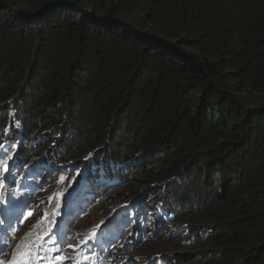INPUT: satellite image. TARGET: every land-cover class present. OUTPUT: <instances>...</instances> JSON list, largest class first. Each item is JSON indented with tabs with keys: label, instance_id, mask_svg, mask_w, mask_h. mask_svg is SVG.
I'll use <instances>...</instances> for the list:
<instances>
[{
	"label": "trees",
	"instance_id": "obj_1",
	"mask_svg": "<svg viewBox=\"0 0 264 264\" xmlns=\"http://www.w3.org/2000/svg\"><path fill=\"white\" fill-rule=\"evenodd\" d=\"M5 107L25 153L44 129L51 145L35 155L53 162L122 174L142 156L149 185L194 226L179 239L196 237L195 264H264V0H0Z\"/></svg>",
	"mask_w": 264,
	"mask_h": 264
},
{
	"label": "clouds",
	"instance_id": "obj_2",
	"mask_svg": "<svg viewBox=\"0 0 264 264\" xmlns=\"http://www.w3.org/2000/svg\"><path fill=\"white\" fill-rule=\"evenodd\" d=\"M10 125L11 124H9L8 126ZM8 126H6V128H9L8 130H10V133L1 136V138H4L2 141H0V147L2 148L3 152L10 154L11 151H9V148L8 146H6V144H12L15 147H18L17 143H25V139L24 135H21L19 132L17 133L18 137L16 139H13L12 130ZM15 140H17L16 144L14 143ZM19 153L20 157L18 158V164H23L25 163V161L27 162L30 158H33V164L31 166L30 164L26 166L29 169L30 167L35 168L38 166L44 172H39L40 170L35 168L34 171L32 170L31 172L34 174L41 173V175L34 177H28L29 175H26L23 180V186L29 193L33 195V199H29V203L31 208L34 210V214L31 219L27 220L21 227L19 233L14 238L13 244H11L10 246L11 248L7 250L5 258L10 257L12 259L13 253L17 248V246H14L16 241L22 239L24 235L31 230L32 226L35 225L36 221L42 216V214H44L45 212L53 213L52 211L48 210L47 207L55 206L58 212H61L63 208H66L70 205V201L74 200V195L78 190H80V188L86 194L94 195L93 191L97 182H100L105 186L107 184L112 188H119L125 185L127 181L126 171H122L123 173L121 174V168L116 167L114 163L108 161H105L104 163H94L93 160L84 159V161L88 160L86 165L92 168H90V172L86 173V171H84L80 177V180L78 181H76L77 177L75 176H68L67 178L63 177L64 179H61V182H57L58 188L54 192L49 193V191H47L49 187V182L47 181V179H50V177L47 176V171L44 167L51 166L54 163L52 159H50V156L49 158L45 159L43 157H30L28 156L29 154L25 153L23 150ZM78 163L82 164L81 162ZM63 165L64 164L61 163L59 164V166ZM99 169L103 171V175H97ZM100 193H102L101 190L97 189V193L96 195H94L92 202H88V204H85V207H81L82 205L80 204L83 203H79L76 201L77 204H79L78 209L82 210L81 213H85L86 211L87 212L83 217L77 219V221L71 226L70 230L64 227V224L62 223V230H64L65 232L69 231L64 235L65 238L63 239L62 243L64 250L61 255L66 257L64 264H77V262L78 264H115L116 259H118L120 256H124L126 252L132 250L138 245L145 244L156 238L160 229L157 225L158 222L168 224L169 222L176 220V213L169 209V207L167 206L168 204H170L168 202V200L170 199L169 197H167L165 199H161V201L166 205L167 210V216L164 219L158 217V215L162 214L164 206L161 205L156 210L155 204L152 202H148V207L153 210L149 214H146V205L141 201L132 208L128 209H122V204L109 206L111 208V214L107 218H104L103 220L96 218L94 220V224L91 226H79V224H81L80 222L83 219L91 215L93 209L97 207V204H100V199L97 204L93 203L94 200H98ZM52 196L56 203L52 201V203L49 204V198ZM138 198H140V195L136 196V199ZM145 198L148 199L146 195ZM89 205L91 206L89 207ZM66 211L68 212V214H71L70 208H68ZM38 212L39 217L35 219ZM28 222L31 223L30 226L27 225ZM52 223L45 224L46 231L49 229V227L52 226ZM100 225H104L103 228H100ZM149 229H152V231H149ZM94 230L95 232L97 231L96 233H98V239L103 243V245L98 249H95L92 243L89 242L85 245H80L79 242L86 240V238H89L90 234ZM77 231H80V235H76ZM150 232H152V237L149 236ZM69 245H78V247L75 251H73L69 248ZM122 264H126V261L123 260Z\"/></svg>",
	"mask_w": 264,
	"mask_h": 264
},
{
	"label": "rangeland",
	"instance_id": "obj_3",
	"mask_svg": "<svg viewBox=\"0 0 264 264\" xmlns=\"http://www.w3.org/2000/svg\"><path fill=\"white\" fill-rule=\"evenodd\" d=\"M25 84L26 83H24L23 85H25ZM31 86H33L32 92L37 90V87H39V88L41 87L39 84L35 85L34 83H30V81H29V85L27 87L30 88ZM37 91L39 92L40 90H37ZM35 105L32 107L34 112L39 110V107L35 106ZM26 108L24 107V111L25 112L29 111V112L23 114L24 117L27 116L26 119H28V120L31 119L30 123H36L37 124L39 122L38 116L35 117V115L32 114V110L30 111V109H28V111H27ZM73 111H74V109H72V111L70 112V116H72L71 113H73ZM0 114L2 117L3 116L8 117L7 121L5 122L6 126H8V124H11L9 120L13 121V119L15 118L13 111H10V109L6 108V107L1 110ZM1 121H3V120L0 119V122ZM102 127H104V123H99V128H102ZM126 128H127V126H126ZM8 129L9 128H6L2 132H0V136H4L5 134L10 133V130H8ZM71 129H74V127H72ZM71 129H70V131H71ZM50 134H52V133L51 132L47 133L44 131V129L37 131L36 134H34V136H32V137H34V139L37 138L33 144H35V143H38V144L33 148L32 151L28 152V154H29L28 156H30V157L34 156L36 158L43 157L45 159L49 158V156H50L49 153H47V155L41 154V156H40V154H36L37 155L36 156L35 153L39 152L41 149H45V150L49 149V147L51 145V142H49V137H50L49 135ZM132 134H133V132H132ZM122 135H124V137H121V139H119V140H122L121 141L122 143L128 142V138H129V135H131V133H128V131H126ZM125 136H126V138H125ZM60 139H62V138H60ZM32 140L33 139H31L29 141H32ZM25 141L26 140H24V142ZM52 144H54V143H52ZM26 145H27L26 142L25 143H22V142L17 143L18 147H15L12 144L11 145L6 144V146H8V148H9V151H11V153L7 156L8 161L12 162V161L18 160V158L20 157V153L17 152V148L22 149L23 146L25 147ZM71 146H72V144H71ZM62 149L63 148H58L57 150L61 151ZM1 150L2 149H0V154H1ZM72 150L73 149L66 150V152L64 153V156H67L69 154V152H71ZM32 159L33 158H30L25 163V165L30 164V166H31L33 164ZM136 159L137 160H133V162L135 164L130 169H128L127 167H125V165H123V167L126 171V178H127L125 185H123L119 188L118 187L112 188V187H109L107 184H106V186L102 185V183H100V182H97L95 184V189L93 191L94 195H96L97 189H100L102 193H100L98 200L96 199L93 201V203L97 204V202L100 199V204L99 205L97 204V207L95 209H93V212L96 209L100 210L103 205H106V207H109V206H113V205H117V204H122V209H128V208H132L137 203L142 201L146 205L145 206L146 214H149L150 212H152L153 209L148 207V202H152L155 204L156 210L159 208V206H161V205L164 206L163 207L164 210L162 211V214L158 215V217H160L161 219H164L167 216L166 205L161 201V199H165L168 196L164 195V192L160 189L159 184L155 185V186L149 185L150 182H152V180H150V179H148V177L144 176L143 172H140V170L142 169L141 165H142V163L145 162L143 160L144 158L142 156H138V158H136ZM87 161L88 160H86L85 163L80 164V163L73 160L67 164H64L63 166H59V164L61 162H54L51 166L44 167L47 171L46 172L47 176L50 177V179L49 178L47 179V181L49 182V187H48L47 191H49V193L54 192L58 188L57 182H61L64 179L63 177L67 178L68 176H73V177L75 176V177H77L76 181L80 180V177L84 171H86V173L90 172L91 167L86 165ZM148 166H149L148 164H145L144 168L147 169ZM33 175L38 176L39 174L35 173ZM40 175H41V173H40ZM97 175L98 176L103 175V171L99 169ZM122 184H124V183H122ZM80 190H81V188H80ZM127 190L139 192V194H137V195H140V198L136 199L137 195H135V197H131L132 194L128 193V192L126 193ZM145 195H146V197H148V199L145 198ZM0 198H1V194H0ZM168 202L171 204L170 200H168ZM90 206L91 205H89V207ZM177 212L178 211H176V215H177ZM38 217H39V212H38V214H36L35 219H37ZM91 217L93 219L98 218V216L94 217L93 213H92ZM180 220H183V219L181 218ZM187 221L188 222L185 223L186 221L178 222L175 220V221L169 222L168 224H163L162 222H158L157 225L160 228L159 232H158L156 238L151 240L150 245L145 246V244H142V245H138V246L134 247L132 250L126 252V254L124 256H120L118 259H116L115 264H122L123 260L126 261V264H143V263H140L141 258L144 260L143 261L144 264H148V263H152V264H195L196 260H197V251L199 249H201V248L196 249L197 247L193 245L194 241H196V237H193V239L191 241H188V242H186V241L183 242L182 240L179 239V237L181 236L182 239L187 240L189 237L188 236L189 230L192 231V227H194V226L189 225V223H190L189 220H187ZM149 231H152V229H149ZM149 236L152 237V232L149 233ZM154 252H156L155 255L152 254Z\"/></svg>",
	"mask_w": 264,
	"mask_h": 264
},
{
	"label": "snow or ice",
	"instance_id": "obj_4",
	"mask_svg": "<svg viewBox=\"0 0 264 264\" xmlns=\"http://www.w3.org/2000/svg\"><path fill=\"white\" fill-rule=\"evenodd\" d=\"M6 170L7 169L5 168V171ZM49 199L51 200L52 197H50ZM31 214V212H27L23 215L26 219L27 216ZM44 219L47 220V212L45 213ZM20 223H23V219L20 220ZM56 223L57 221H53L52 226L49 227L47 231H38L35 234H26L25 237L21 239L20 243L17 244V248L13 253V259L10 264H42V262L44 261H47L48 264H64L66 257L62 256L57 251L56 247L60 244V241L62 239L55 232ZM103 226L104 225H100L99 227L103 228ZM33 227L38 228V225H34ZM97 235L98 233H96L94 230L93 233L90 234L89 238H86V240L84 241H80L79 244L85 245L90 241L94 242ZM77 247L78 245H69V248L73 251H75ZM0 250H2V246H0ZM49 253H52L53 255L50 256L48 255ZM0 264H2V262H0Z\"/></svg>",
	"mask_w": 264,
	"mask_h": 264
},
{
	"label": "bare ground",
	"instance_id": "obj_5",
	"mask_svg": "<svg viewBox=\"0 0 264 264\" xmlns=\"http://www.w3.org/2000/svg\"><path fill=\"white\" fill-rule=\"evenodd\" d=\"M32 146H33V145H32ZM21 151H22V150H20V149L17 150V152H21ZM125 167H128V169H129V165H126V164H125ZM12 171H14V170H12ZM33 174H34V173L28 172V175H29L28 177H34L35 175H33ZM129 174H130V173H129ZM31 175H33V176H31ZM39 175H40V174H39ZM72 215H74V214H72ZM108 250H110V249H108Z\"/></svg>",
	"mask_w": 264,
	"mask_h": 264
},
{
	"label": "water",
	"instance_id": "obj_6",
	"mask_svg": "<svg viewBox=\"0 0 264 264\" xmlns=\"http://www.w3.org/2000/svg\"><path fill=\"white\" fill-rule=\"evenodd\" d=\"M81 163L85 162L84 159H82V161H80Z\"/></svg>",
	"mask_w": 264,
	"mask_h": 264
}]
</instances>
